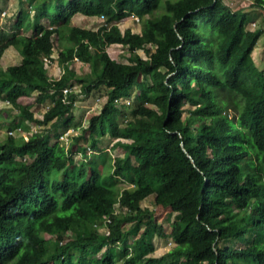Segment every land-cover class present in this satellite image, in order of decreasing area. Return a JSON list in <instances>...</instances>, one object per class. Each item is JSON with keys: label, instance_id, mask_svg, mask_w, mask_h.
<instances>
[{"label": "trees", "instance_id": "1", "mask_svg": "<svg viewBox=\"0 0 264 264\" xmlns=\"http://www.w3.org/2000/svg\"><path fill=\"white\" fill-rule=\"evenodd\" d=\"M254 3L264 11V0ZM19 4L0 56L13 46L21 60L0 66V99L23 119L33 114L20 97L36 92L37 103L51 104L40 121L48 129L0 138V264H264V67L252 57L262 29L247 28L249 13L224 0ZM75 13L103 22L71 25ZM126 14L138 16L139 31L120 29ZM24 26L30 33L19 31ZM55 42L63 72L50 79L43 57ZM113 43L124 60L108 54ZM74 57L89 70L76 73ZM73 81L84 95L107 89L83 129L89 145L78 143L80 133L66 148L49 140L73 122L78 93L65 100L61 92ZM131 90L149 104L133 110L144 125L119 122L130 105L117 101L131 99ZM105 134L122 154L102 175L86 153H101ZM74 145L84 156L78 163L69 154ZM115 178L129 185L117 190ZM151 195L178 213L173 245L160 255L153 254L156 211L141 205ZM236 238L243 245L232 246Z\"/></svg>", "mask_w": 264, "mask_h": 264}, {"label": "rangeland", "instance_id": "2", "mask_svg": "<svg viewBox=\"0 0 264 264\" xmlns=\"http://www.w3.org/2000/svg\"><path fill=\"white\" fill-rule=\"evenodd\" d=\"M224 1L234 10L243 9L244 11H247L249 13L250 21L247 24L248 29L250 30L262 29V34L255 42V46L252 50V57L255 64L259 68H263L264 67V11L254 3V0H224ZM19 9H20L19 0H0V12L3 10L6 11L4 16H1L0 13V37L9 35V32L12 29L11 26L14 24L17 18V13L19 12ZM102 22L103 20L101 18H96L95 16H90V15H83L81 13H75L74 15H72L70 19L71 25H76L86 28H96ZM45 23L47 24V21H45ZM117 23L121 30H123L126 27H129L132 31H139L140 29V21L139 20L137 21L135 18H133L131 14L124 15L121 19H119V21H117ZM22 30L19 29V31L21 32L30 33V29L25 28V26ZM58 47H59L58 43L55 42V46L52 52L53 58H55L57 55ZM106 50L111 58H114L116 60H124V58L121 56V53H123L124 50L123 47L120 46L119 44L113 43L109 45L106 48ZM138 51L143 57L145 56L142 50H138ZM1 55H2L1 57L2 59L0 58L1 66H6L7 64H13L17 62V60H19V54L15 50H12V54H9L6 51L4 54L2 52ZM52 67H54V65ZM52 67H50V70L56 73L57 69L55 67L54 68ZM70 67L73 68V70L78 74L85 73L89 70L88 65L82 63L80 60H73L70 63ZM73 87H75L73 91H76L78 94L76 95V100L72 106L73 122L71 126L74 128L77 134L80 133L82 135L84 134L78 140V143L81 145L88 146L89 142L88 139L86 138L87 133L83 131L89 119V114L87 113V111L90 110L89 107L93 105V102L96 98H100L101 103L105 101L107 88L101 85L98 88L93 89L88 95H84L79 92L80 85L77 82H75ZM35 97H36V92H31L30 95L22 96L19 98V101L21 103L29 104V110L33 114V119L21 118L17 114V110L14 107L12 108L7 106L6 103H3L0 99V108L3 109V112L0 111V138L4 134H6L8 129L14 128L17 125V123L20 124L22 128L20 130V133L16 134V136H22V135L28 136L29 134L35 131L48 129L49 125L40 121H41V116L43 114L42 109L44 108V106L51 104V101L46 100L39 104L35 101ZM130 97H132L130 99L131 102L129 104L130 106L127 107L124 116L119 118V122L123 123L126 118H132L134 119L135 122L144 125L143 121L133 116V110L138 103H143L144 105H149V104L146 103L145 101L142 102L139 101L136 98V91L134 90H131ZM187 104L190 107L193 106L191 100H188ZM94 112H98V111H94ZM58 131H60L59 128H53L50 130V133L53 134V133H57ZM114 140L115 138H113L109 134H105L104 136H102L98 141V145L103 151L99 154H95L96 152H93L92 150L89 149V147H87L86 159L90 161H94L93 158L96 156V160L94 162L97 164V166H99L102 175H106L110 172L111 158L114 155L122 154V151H120L117 148L114 149L109 148L111 147V144L114 142ZM49 142L50 143L53 142L52 137L50 138ZM73 150H75L73 151L75 153L72 155V158L76 163L84 159L83 155L80 156L79 148L76 145H74ZM114 186L117 190H119L122 187L127 186V183L121 181L120 179L115 178ZM152 198H153L152 195L144 198L141 201V205L148 206L156 211L157 226L153 237V244H154L153 254L160 255L166 252L167 250H169L170 247L173 245V241L170 236V230H171L172 222L178 217V213L166 208H161L159 206H156L153 203ZM128 225L129 224L127 223L124 225V227H127ZM68 237H71V233L68 234ZM169 241L172 243H169ZM53 243H54V237L50 239L49 245H53ZM231 244L232 246H241L243 245V239L236 238L233 241H231ZM203 264H207V263L204 262Z\"/></svg>", "mask_w": 264, "mask_h": 264}, {"label": "built area", "instance_id": "3", "mask_svg": "<svg viewBox=\"0 0 264 264\" xmlns=\"http://www.w3.org/2000/svg\"><path fill=\"white\" fill-rule=\"evenodd\" d=\"M1 13V16H4L6 11L3 10L0 12ZM132 15V14H131ZM133 18H135L137 21L139 20L138 16L136 15H132ZM51 27V26H49ZM54 49V48H53ZM73 60H78L77 57H74ZM43 65L44 67L46 68L47 70V73H48V76L50 79H55V78H58L60 76V74L63 72V68L61 67V65H59L58 61H57V55L55 58H53V55L52 53L48 56H44L43 57ZM54 65V67L57 69V72L54 73L52 70H50V67H52ZM52 67V68H54ZM75 84V81H73L71 84H68L64 87L61 88V92L63 94V97L64 99L66 100V96L71 93V91L74 90L75 87H73ZM76 92V91H74ZM124 98V99H123ZM123 98H120L119 101H117V103H121V102H124L126 105H129L130 103V98L128 97H123ZM1 101L3 103H6L7 106H11V103L10 101L6 98V97H3L1 98ZM68 101V100H67ZM103 103V102H102ZM101 99L100 98H96L93 102V105H91L89 108L90 110L87 111V113L89 114V117L91 116V114L94 112V111H99L101 105ZM40 104V103H39ZM43 106V105H41ZM50 106L49 105H46L44 106V108L42 109V112L44 114V112L48 109V107ZM43 114L41 116V119L43 117ZM21 125L17 123V125L14 127V128H11V129H8L7 130V134H11V135H15L20 133V130H21ZM77 133L75 132L74 128L72 126H69L67 127L66 129H64L62 132H60V134L57 136V139L58 141H60L61 143H64L66 148L68 147V145L70 144V142L72 141V139L75 137ZM19 135H22V134H19ZM24 136V135H22ZM27 137V136H26ZM75 151V150H74ZM75 152L71 151L69 152V154L72 156ZM80 156L82 155L80 152H79ZM129 184H127L128 186ZM105 220V223L109 222L110 219L108 217H105L104 218ZM103 225H99V228H101L103 231H105L106 233H108V230L103 226ZM169 243H171L169 241Z\"/></svg>", "mask_w": 264, "mask_h": 264}, {"label": "crops", "instance_id": "4", "mask_svg": "<svg viewBox=\"0 0 264 264\" xmlns=\"http://www.w3.org/2000/svg\"><path fill=\"white\" fill-rule=\"evenodd\" d=\"M96 18H99V17H97V16H95ZM20 30H22L23 28L22 27H20L19 28ZM12 50H15L16 52H18L13 46H8L7 48H5L4 49V51H3V54L7 51L9 54H12ZM18 54H19V60H17V62H15V63H18L20 60H21V55H20V53L18 52ZM2 57V55L0 56V58ZM6 58H7V56H6ZM2 59V58H1ZM10 59V58H9ZM14 64V63H13ZM7 65H10V64H7ZM6 65V66H7ZM1 66V65H0ZM6 66H2V67H6ZM24 137H26V136H24ZM52 139H53V141H56V139H57V136L56 135H52ZM121 155V154H120Z\"/></svg>", "mask_w": 264, "mask_h": 264}, {"label": "clouds", "instance_id": "5", "mask_svg": "<svg viewBox=\"0 0 264 264\" xmlns=\"http://www.w3.org/2000/svg\"><path fill=\"white\" fill-rule=\"evenodd\" d=\"M24 137V136H23Z\"/></svg>", "mask_w": 264, "mask_h": 264}]
</instances>
